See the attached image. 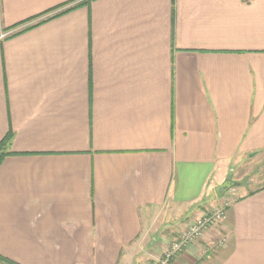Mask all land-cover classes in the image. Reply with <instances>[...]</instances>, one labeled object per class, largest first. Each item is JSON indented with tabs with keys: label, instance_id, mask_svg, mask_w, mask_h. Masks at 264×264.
<instances>
[{
	"label": "crops",
	"instance_id": "1",
	"mask_svg": "<svg viewBox=\"0 0 264 264\" xmlns=\"http://www.w3.org/2000/svg\"><path fill=\"white\" fill-rule=\"evenodd\" d=\"M83 1L0 0V255L155 264L230 201L170 264H264V186L203 205L264 150V0Z\"/></svg>",
	"mask_w": 264,
	"mask_h": 264
},
{
	"label": "rangeland",
	"instance_id": "2",
	"mask_svg": "<svg viewBox=\"0 0 264 264\" xmlns=\"http://www.w3.org/2000/svg\"><path fill=\"white\" fill-rule=\"evenodd\" d=\"M230 172L233 173V176H232L233 181L238 183L236 188L243 186L244 187L243 190H254V189L263 187L264 186V150H262L256 154L251 153L248 157H245L241 163L234 164L233 167L231 168V170L225 176L224 180L229 176ZM230 194H231L230 192H227L225 194V196L222 197V199L227 198ZM214 199H218V200L220 199L216 190H214L211 193V196L207 197L204 200L203 205L205 207L207 206V210L213 207ZM198 212H199L198 209H196V210L194 209V210L188 212L187 214H182V212H178L177 215L174 214L171 224L169 226H167L165 224L164 228L162 229V231H163L162 233H164V235H166L169 232V230L172 231V229H180L181 227H183L186 224L187 221H189V219H192L195 215H197ZM208 212L206 211V214ZM206 214H204V215H206ZM159 220L162 222H165L166 217H164V218L161 217ZM214 225L215 224H213L212 226H214ZM187 228L188 227H186L183 231H185ZM183 231L176 233V234L173 233L170 235L169 234L166 235L165 240H163V242L160 243L159 245L160 246L161 245L166 246L167 245L166 243H169V242L175 240L176 238H178ZM206 231H205V233H206ZM152 235L153 234H151V236ZM220 239L221 238L217 237L214 241L210 242V247L212 249H214V251H216L215 249H217V250L219 249L218 244H219ZM151 241L152 240H150V242ZM182 253L183 252H181L180 254H182ZM154 262H155V260H152V264ZM197 262H200V261L195 260L194 257H192V258L190 257V261L188 264H195V263L198 264Z\"/></svg>",
	"mask_w": 264,
	"mask_h": 264
},
{
	"label": "built area",
	"instance_id": "3",
	"mask_svg": "<svg viewBox=\"0 0 264 264\" xmlns=\"http://www.w3.org/2000/svg\"><path fill=\"white\" fill-rule=\"evenodd\" d=\"M229 206L230 201H227L223 207L214 209L210 213L192 221V223L188 225V228L183 231L177 239L167 243L155 264H170V262L181 252L186 250L190 244L202 237L210 226L225 220L226 207Z\"/></svg>",
	"mask_w": 264,
	"mask_h": 264
},
{
	"label": "trees",
	"instance_id": "4",
	"mask_svg": "<svg viewBox=\"0 0 264 264\" xmlns=\"http://www.w3.org/2000/svg\"><path fill=\"white\" fill-rule=\"evenodd\" d=\"M91 0H84L83 2H81L80 4L78 5H84V4H88ZM74 8V7H73ZM72 8H69V9H66L63 11V13L71 10ZM29 28V27H27ZM13 138V134L12 132H9L8 135L0 142V166L4 160V158L7 156V155H10L11 153H9L7 151L9 145H10V142ZM0 264H16L14 262H12L11 260H8L7 258H4L3 256L0 255Z\"/></svg>",
	"mask_w": 264,
	"mask_h": 264
},
{
	"label": "water",
	"instance_id": "5",
	"mask_svg": "<svg viewBox=\"0 0 264 264\" xmlns=\"http://www.w3.org/2000/svg\"><path fill=\"white\" fill-rule=\"evenodd\" d=\"M232 176L233 173L230 172L229 176L223 181V183L216 188L219 197L224 196L228 191L238 185V183L233 181Z\"/></svg>",
	"mask_w": 264,
	"mask_h": 264
}]
</instances>
